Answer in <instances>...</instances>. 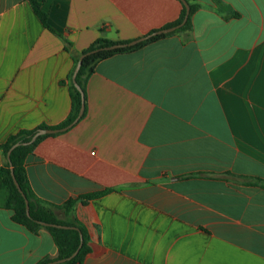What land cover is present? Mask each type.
Masks as SVG:
<instances>
[{"label": "crops", "instance_id": "obj_1", "mask_svg": "<svg viewBox=\"0 0 264 264\" xmlns=\"http://www.w3.org/2000/svg\"><path fill=\"white\" fill-rule=\"evenodd\" d=\"M0 0L1 146L72 112L74 56L176 22L181 0ZM189 29L98 64L87 113L26 160L34 194L86 229L83 264H264V0H187ZM72 43V52L66 49ZM74 80V79H73ZM196 175V176H192ZM105 192L83 200V196ZM0 208V264L58 256Z\"/></svg>", "mask_w": 264, "mask_h": 264}, {"label": "trees", "instance_id": "obj_2", "mask_svg": "<svg viewBox=\"0 0 264 264\" xmlns=\"http://www.w3.org/2000/svg\"><path fill=\"white\" fill-rule=\"evenodd\" d=\"M32 3L37 15L43 22L44 26L51 31L52 33L64 38L63 34L59 33L49 22V15L46 11L42 9V4L38 0H30ZM191 13L190 17L185 26L180 28L178 31H183L191 27V15L198 7L197 5L190 4ZM186 7L183 6V11L180 18L171 24L166 25L163 29L172 28L180 25L186 16ZM159 30L153 31L151 34L158 32ZM172 33L168 34H158L150 37L149 39L140 42L133 46L120 47L116 49H110L115 45H124L129 44L132 41H113L107 38H99L94 43H92L87 49H85L80 56H74L75 67L70 76L71 86L70 92L72 97V112L70 116L62 124L57 126H47L41 125L33 130H22L19 133L11 136L8 141L1 146L5 156L7 157L10 150L17 143H22V145L16 147L11 153V163H8L5 166L0 167V208H5L12 210L14 212L13 221L21 226L27 228L31 233L38 235L42 229H46L51 233L53 239L58 247V256L55 259H46L40 262L39 264H48L50 262L65 259L70 257L75 253L81 244L83 236V246L81 247L79 253L75 258L68 261L65 264H83L85 258L90 253L89 239L86 233L84 226L78 221H64L59 219L57 215L58 210H63L64 212L71 213L77 200H70L64 206H54L50 203L40 200L33 192L28 173H27V164L26 160L30 154L33 153L35 148L42 142L45 138L51 135L40 136L33 144L24 145L31 140V138L40 130V129H62L70 124H72L79 116L82 105H85V113L82 119L86 116L87 113V103H86V87L90 77L95 73V70L99 63L104 60L110 59L117 55L129 54L137 52L146 46L156 43ZM66 49L69 52H72V43L66 41ZM90 53V54H89ZM88 54L84 60L83 64L77 74L76 83L83 91L76 87L74 83V74L76 68L79 64L80 57L82 55ZM12 169L14 172V177L19 183L23 194L26 199L29 200L30 205V215L27 213L26 201L23 194L18 190L14 177L12 175ZM196 176V175H192ZM246 185L259 186L264 188V180L261 178H248L244 177ZM105 192L90 194L83 196V200L92 199L103 195ZM43 223L50 225H62L72 228H59L57 226H44Z\"/></svg>", "mask_w": 264, "mask_h": 264}, {"label": "water", "instance_id": "obj_3", "mask_svg": "<svg viewBox=\"0 0 264 264\" xmlns=\"http://www.w3.org/2000/svg\"><path fill=\"white\" fill-rule=\"evenodd\" d=\"M181 1H182L183 4L185 5L187 12H186V16H185L184 21H183L180 25L175 26V27H172V28L163 29V30H160V31L155 32V33H153V34H149V35L144 36V37H142V38H140V39L134 40V41L130 42L129 44L112 46L110 49H116V48H120V47L133 46V45H136V44H138V43H140V42H143V41L149 39L150 37H152V36H154V35L173 33V32H175V31L179 30L180 28H182L183 26H185L186 23H187V21H188V19H189V17H190L191 7H190L189 3L187 2V0H181ZM89 54H90V53H89ZM87 55H88V54H85V55H82V56L80 57L79 64H78V66H77V68H76V71H75V74H74V78H73L76 87L80 90V92H82V95H83V91H82V89L79 87V85L76 83V78H77V74H78V72H79V70H80V68H81V66H82V64H83V60H84V58H85ZM84 113H85V105L83 104V105H82V108H81V111H80V113H79L78 118H77L72 124H70L69 126H67V127H65V128H62V129H40V130H39V131H38V132H37V133L31 138V140H30L29 142H27V143H23V144H24V145L33 144V143H34V142H35L40 136H43V135H50V134H56V133L64 132V131H67V130L71 129L72 127H74V126H75V125H76V124L82 119V117L84 116ZM20 145H22V143H17V144L14 145V146L12 147V149L10 150V152H9V154H8V156H7V159H8V161H9L10 163H11V158H10V156H11L12 151H13L16 147H18V146H20ZM12 175H13V177H14L13 169H12ZM14 181H15V184H16L18 190L23 194V191H22V189H21L19 183H18L17 180L15 179V177H14ZM23 196H24L25 201H26L27 213H28V215H30V205H29V200L26 199V197H25L24 194H23ZM43 225H44V226H57V227H59V228H67V229H68V228H72V227H67V226H62V225H50V224H46V223H43ZM83 243H84V240H83V236H82V241H81L80 247H79V249H78L75 253H73V254H72L70 257H68V258L60 259V260H56V261L50 262V263H48V264H65V263H67L68 261L72 260L73 258H75V257L77 256V254L79 253L81 247L83 246Z\"/></svg>", "mask_w": 264, "mask_h": 264}]
</instances>
